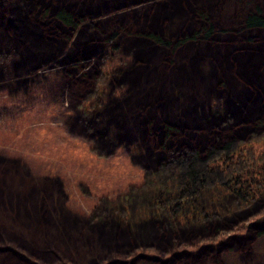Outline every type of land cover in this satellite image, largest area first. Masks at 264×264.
<instances>
[{
  "label": "rangeland",
  "instance_id": "1",
  "mask_svg": "<svg viewBox=\"0 0 264 264\" xmlns=\"http://www.w3.org/2000/svg\"><path fill=\"white\" fill-rule=\"evenodd\" d=\"M134 1L0 2V63H7L4 67L8 71L0 74V161L1 166L11 163L18 166L13 173L0 172V264H44L42 256L45 254L50 257L45 264H264V197L228 212L225 205L231 206L233 197L227 194L213 206L214 210H220L204 222L195 219L186 208L179 213L170 212L169 217L163 216L158 206L153 205L154 216L136 222L131 229L127 224L122 226L107 220L100 224L108 223L106 227V224L94 227L97 222L94 210L105 200L126 196L127 192L144 184L147 177L151 182L157 181L154 172L164 157V148L203 150L210 144L234 138L239 146L249 143L255 153L264 157V125L256 127L253 123L256 118L264 121V75L258 81L244 77L249 88L244 89L245 93L252 91L250 100L245 97L242 100L231 89L236 81L228 80L231 71L223 82L230 84L228 93L221 89L222 81L217 80L218 88L215 87L205 105H196L193 100L196 97L193 89L198 91L207 82L215 85L214 78L222 73L223 69L216 62L219 52L227 58L228 71L235 68L232 72L236 70L235 75H240V54L249 49L234 53L231 47L239 49L254 43L239 44L241 36L235 31L241 16L255 5L264 12V0H137L133 6ZM144 1L146 4H141ZM174 2L181 5L180 13H162L157 16L156 24L149 23L155 12L162 11L161 5L168 7ZM119 5L123 6L114 8ZM20 6L24 7L23 19L32 20L33 27L26 29L27 21L21 23V18L14 21L15 8ZM200 6L214 16L216 34L213 37L219 39L224 28L226 32L221 36L233 43H224L220 38V42L212 44V41L208 45L204 40L203 55L207 58L214 55L215 65L209 67L208 60L195 58V70L205 63L211 74L205 83H192L184 79L188 72L186 59L177 62L193 54L196 45L186 41L174 49L158 46L146 31L165 39L179 37L184 20L190 25L187 31L196 26L193 21ZM60 7L81 16L84 21L73 29L61 26L53 17ZM43 9H47L45 16H42ZM33 28L39 30L35 35L39 46L46 44L44 50L48 55L41 59L48 62L40 61L41 76H37L36 82H30L22 90L10 91L16 74L11 72L9 59L15 63L20 54H29ZM111 31L117 32L116 46L105 47V34ZM258 31L251 30L256 39L264 32ZM44 34L52 35L55 41L51 44ZM208 46L215 53L210 54ZM30 49L42 52L36 44ZM59 53L61 62L50 58ZM23 55L21 60L26 62ZM127 59L131 60V67L127 65L120 70ZM260 59L254 62L259 63L264 72V53ZM182 62H185V72ZM145 66L149 72L143 70ZM172 67L174 70L170 71ZM163 74L170 75V79ZM44 76L55 77L57 91H51L53 85L44 82ZM108 77L110 80L106 82ZM173 78H176L175 84ZM148 80L150 84L146 89ZM156 86L162 91L149 97ZM119 93L120 99H110ZM93 96L96 100L105 99L92 115L97 113V118L102 117L105 110L106 117L114 115V122L125 124V129H119L114 139L102 137L101 127L96 134H89L86 129L82 117L92 111L89 100ZM164 99L168 105L163 106ZM216 100H221L218 102L221 110L211 109ZM254 104L258 106L256 109L247 110ZM145 105H148L147 114L141 109ZM236 109L242 114L239 119H236ZM163 120L177 126L181 135H193L191 142L173 143L171 137L164 139L158 127ZM152 130L160 137L153 139ZM161 142L165 147H158ZM21 183L27 189L19 188ZM128 202L131 204L132 200H121L120 206ZM177 214L184 219L175 218ZM63 218L70 222L61 225ZM110 225L112 227L107 228ZM106 230L118 234L109 247L100 237Z\"/></svg>",
  "mask_w": 264,
  "mask_h": 264
},
{
  "label": "trees",
  "instance_id": "2",
  "mask_svg": "<svg viewBox=\"0 0 264 264\" xmlns=\"http://www.w3.org/2000/svg\"><path fill=\"white\" fill-rule=\"evenodd\" d=\"M1 0L0 2H2ZM136 1H134L133 5L136 4ZM140 1V0H139ZM208 2V0H206ZM10 3V2H9ZM141 4H146V1L141 2ZM123 5L115 6L114 8H120ZM189 7V6H188ZM162 10L161 12H155L156 15L153 14L152 17H150L149 23L156 24L157 22V16H162L163 14L168 13H180L181 12V5H177L175 2L172 3V5L165 7L161 5L160 7ZM17 11L14 13L15 19L14 21H17L21 18V23L25 22L26 29L33 27V21L29 19H23L22 13L24 11V7L20 6L15 8ZM187 10V9H186ZM163 13V14H162ZM13 15V14H12ZM10 15V18L12 17ZM47 15V9H43L42 16ZM165 16V15H164ZM55 20L65 28L73 29L79 24H81L84 19L79 16L75 15L73 12L67 10L66 8L60 7L54 12ZM194 16H192L193 18ZM196 20L193 21L194 26L191 30L187 31V28L190 27V25L185 23V20L183 22V31L181 32V35L179 37H176L174 39H165L163 36H157L155 32L153 31H146L147 36L158 46L163 47H169L171 49H174V47L185 43L186 41H190L191 43L195 44L197 49L194 50L193 54L191 53L185 56L184 58L178 59L177 63H181L183 59H186L185 62H187L188 72H186L184 75V79H187L188 82L191 81L192 83H202L207 82V76H210V66L214 68V55H209L210 57L207 58V56L203 55V48L205 44L204 40L208 42V45L212 43L215 44V41L220 42V38L223 39L221 34H224L226 31L224 28L222 32L220 33L219 39H215V25L213 24L212 17H214L212 14L206 13L204 9L200 8L195 13ZM25 18V17H24ZM12 20V19H10ZM10 23V22H9ZM198 23V24H197ZM11 24V23H10ZM12 28V27H11ZM19 28V27H18ZM9 29V25H8ZM258 29V32H262L264 30V12L260 9L258 5H255L254 9L245 12L241 16L240 24L237 26V31H235L236 34H240V39H238L239 44L241 42L245 43H254L253 46L248 44L246 47L241 46L239 49H235V47H231L233 49V52H240L242 53L243 50L249 49L248 51H244L243 54H240L242 59H240V63L238 65V70L241 72L238 76L235 75L236 70H234V73L232 72L235 68H230L228 71V68L225 67V64L227 63V58L225 55H223V52H219L216 56V62L218 63L219 67L222 70V73L218 75L216 78H214V84H204L202 88H200L198 91L193 89V93H195L196 97L193 98L194 103L196 105L206 104L207 99L213 94L214 90L217 87V84L215 81L220 80L222 81V84L220 87L222 90L226 91L227 93L230 90V84H225L224 78L229 74L230 77H228V80H236L234 82V88L231 87L236 93H238V97L247 98L249 99L251 96V90L248 91V95L245 93L244 89H249L244 83V77L254 79L255 81H258L260 77L264 75L263 70L261 69V65L257 63L258 61H261L260 57L264 53V32L259 33L258 37L259 39L255 38V35L252 34L251 30ZM248 32H247V31ZM31 32L34 35V38L30 40L28 43L29 47L27 49L29 54L23 55L20 54L19 57L15 58V63L11 61V58L9 59L10 62L9 66L11 68L12 74H16L13 78L14 81H11L10 91L22 90L25 87H28L30 82L35 81L37 76H41L39 72V66L42 64L40 61H44V59H41L47 56L48 54L44 49L47 47L45 46V42L39 46V39L38 36L35 37V35L39 34V30L36 28H33ZM234 32V31H233ZM232 32V34H233ZM241 32V33H240ZM215 33V34H214ZM41 34V33H40ZM117 35L116 31H111V33L105 34L104 37V43L105 47H107L109 44L111 46H116L115 44V36ZM44 38L46 37L47 40H50L49 42L52 44L54 40V37L50 34H44ZM237 36V35H234ZM233 36V37H234ZM20 38V36H18ZM244 39V40H242ZM44 40V39H42ZM46 41V39H45ZM224 43H233V40L230 39H223ZM23 42V41H22ZM113 42V43H112ZM24 44L27 42H23ZM37 45L38 49H41L42 52H36L30 49V47L34 48V45ZM251 48H250V47ZM209 49V53L211 52L215 53V50L212 49L211 46L207 47ZM105 50V49H104ZM169 50V49H168ZM31 51V52H30ZM172 52L171 50H169ZM257 54V56H253ZM103 52L101 51V55ZM213 54V53H212ZM21 55H23L24 58L27 59L25 62L24 60H21ZM60 53L57 55H51L50 58L54 59L57 62H61L62 58H60ZM236 55V54H235ZM103 56V55H102ZM237 56V55H236ZM202 60H208L210 63L202 64L198 70H195L194 67V60L195 58H200ZM253 59V61H252ZM8 60V61H9ZM77 60V59H75ZM1 61V59H0ZM47 60L45 59L44 62ZM172 61V59L170 60ZM257 61V62H254ZM48 62V61H47ZM185 62H182V70H183V64ZM13 64V65H12ZM128 65V66H127ZM7 67V63H0V74L5 75L8 71H6L5 67ZM131 67V60H124V66L123 68H119L120 70L124 69L125 67ZM146 66L143 68L144 71ZM179 68V67H178ZM209 69V73L207 70ZM5 70V71H4ZM174 68L170 71H173ZM178 70V69H177ZM150 70H147L146 72H149ZM238 71V72H239ZM39 72V73H38ZM183 72H185L183 70ZM192 73V76H191ZM195 73V77H194ZM142 74V73H141ZM176 74V72L174 73ZM62 75V74H61ZM176 76V75H174ZM58 77V76H57ZM164 78L170 79V75L163 74ZM215 77V76H214ZM239 78V79H238ZM54 79V80H53ZM109 77L106 79V82L108 81ZM162 79V77H161ZM197 79V80H195ZM26 80V81H24ZM42 80L44 82H47L48 84H52L51 91H57L58 88L55 86V77L50 76L47 78V76L42 77ZM53 80V81H52ZM110 80V79H109ZM146 81V80H144ZM144 81L142 84L144 85ZM149 81H147L146 89L149 87ZM36 82V81H35ZM139 82V79H138ZM174 84L176 83V78H173ZM55 83V84H53ZM157 84V83H156ZM158 85V84H157ZM162 84H160L161 86ZM169 86V83H168ZM214 86V88H213ZM246 87V88H245ZM194 88V87H193ZM218 88V87H217ZM243 89V90H242ZM162 89L159 86H156L154 89H151L149 92V97H152L153 94L157 91ZM251 91V92H250ZM250 92V93H249ZM58 93V92H57ZM121 93L118 95H115V98H110L112 100H118L121 98ZM96 96L92 97V100L90 104L92 105L93 109L90 112L88 116L82 117V119H85V126L89 134H93L95 132L98 133L99 127H101V136L107 137L108 139H114V137L118 136V130L119 129H125L123 124L122 126L118 123V121L114 122L113 119L114 115L112 117H106L105 110L102 111V114L105 116L102 117H96L97 113L92 115L97 108H100L102 105V100L105 99V97L100 100L95 99ZM167 99H164L162 101H166ZM250 100V99H249ZM217 102H214L212 104V110H221L222 105L221 100H216ZM255 100H252L254 102ZM167 102V101H166ZM163 103L165 105L167 104ZM220 102V103H218ZM251 102V104H252ZM100 104V105H99ZM210 104V103H209ZM148 105L141 106L142 111L144 114H147L145 111L147 109ZM258 107L257 105L248 107L247 110L252 111V109H256ZM166 109V107H163ZM250 108V109H249ZM236 109V119H239L242 117L241 113L237 112ZM104 112V113H103ZM141 112V114L143 113ZM111 111H109V114ZM108 114V115H109ZM140 114V115H141ZM116 118H118L116 116ZM102 120V121H101ZM118 120V119H117ZM161 124H159L158 127H161L162 134L164 139L166 138H172L173 143H179L186 141L187 144L191 142L193 139V135H181L177 126L168 123V121L163 120ZM103 122V123H100ZM256 127L257 125H264V121L261 118H256L255 121ZM147 131L148 128L146 127ZM153 139H156L157 135L159 134L152 130L150 133ZM209 134V133H208ZM160 137V136H159ZM185 137V139H183ZM201 136H199V139ZM171 139V140H172ZM183 139V140H182ZM164 142H161L158 146L159 148L165 147L163 144ZM249 143H244L242 146H239L236 142V139L234 138H228L225 139L223 142L215 145L210 144L205 149L201 150L198 148H187V149H179L177 150L174 147L164 148L165 154L164 157L161 158V160L158 162L157 170H155V178L157 181L151 182L149 178L147 177L144 184L141 183L139 185L140 187L136 188L133 191L127 192L126 196H122L119 198L117 195L112 200H105L102 204L98 206L97 209L94 210V217L96 216V221L94 224V227H103L106 223L102 220H107L108 223L111 221L118 222L120 225H129L130 229L131 226H134V224L138 221H146L149 216L152 215L153 211V205L158 206V211L164 216L168 215L170 217L171 213L174 211L181 212L182 209H188L189 213L191 215L201 221L204 222L207 219L214 217V214H216V210H220L216 208L214 210L213 206L216 205L217 201H222L227 195L230 194L231 197H233V201L231 206L225 205V210L231 211L234 209H237L239 207H245L249 206L254 200L258 199L259 197H264V157H261V154H257V152H254V149L252 147H249ZM174 146V145H173ZM135 148V147H134ZM135 151L138 152V149L135 148ZM201 152H200V151ZM152 154V153H151ZM1 162V161H0ZM2 162L0 164V172L1 173H13L16 170V167L18 168L17 164H6L4 166H1ZM31 181V180H30ZM143 184V185H142ZM21 187L22 190H25V184L21 183L19 185V188ZM27 189V187H26ZM222 198L221 200H219ZM126 200L131 201L128 203H125L124 205L121 204L120 201ZM4 201V200H3ZM2 202V201H1ZM230 208H229V207ZM171 212V213H170ZM213 214V217H212ZM189 216V215H188ZM187 217V216H186ZM46 218V216H45ZM175 218H178L179 220H183V215H176ZM64 221L61 219V225L62 222L64 224H67V222H70L69 220L63 218ZM107 223V224H108ZM139 223V222H138ZM143 223V222H142ZM105 225V227L107 226ZM246 226V225H245ZM248 226V225H247ZM112 226H108L107 228H111ZM56 228V227H55ZM133 228V227H132ZM58 229V228H56ZM118 234H111L109 230H106V232L103 235H100L102 238L101 242H103L104 245L109 247V244H112L114 242V238ZM116 243V242H115ZM114 243V244H115ZM43 263L45 264L49 260V255L45 254L42 256Z\"/></svg>",
  "mask_w": 264,
  "mask_h": 264
}]
</instances>
